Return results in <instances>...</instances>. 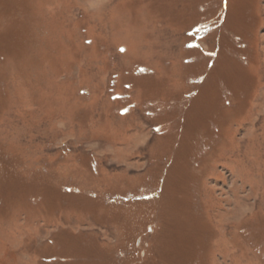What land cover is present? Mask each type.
<instances>
[{
  "label": "rangeland",
  "instance_id": "1",
  "mask_svg": "<svg viewBox=\"0 0 264 264\" xmlns=\"http://www.w3.org/2000/svg\"><path fill=\"white\" fill-rule=\"evenodd\" d=\"M0 264H264V0H0Z\"/></svg>",
  "mask_w": 264,
  "mask_h": 264
}]
</instances>
